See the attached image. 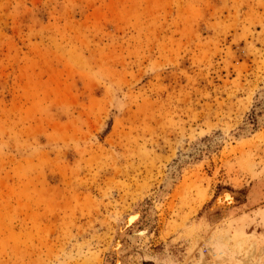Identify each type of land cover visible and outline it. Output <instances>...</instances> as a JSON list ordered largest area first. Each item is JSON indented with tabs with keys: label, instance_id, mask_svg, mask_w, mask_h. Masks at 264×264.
Returning <instances> with one entry per match:
<instances>
[{
	"label": "rangeland",
	"instance_id": "obj_1",
	"mask_svg": "<svg viewBox=\"0 0 264 264\" xmlns=\"http://www.w3.org/2000/svg\"><path fill=\"white\" fill-rule=\"evenodd\" d=\"M262 100L264 0H0V264H264Z\"/></svg>",
	"mask_w": 264,
	"mask_h": 264
},
{
	"label": "bare ground",
	"instance_id": "obj_2",
	"mask_svg": "<svg viewBox=\"0 0 264 264\" xmlns=\"http://www.w3.org/2000/svg\"><path fill=\"white\" fill-rule=\"evenodd\" d=\"M261 99V98H260ZM262 106L264 107V100H262ZM264 121V116L262 115L261 117H258V122H263ZM245 129H248V127H246ZM247 133V132H246ZM216 141L218 140L217 138L215 139ZM201 145L202 144H200V145H198V146H196V145H194V146H192V147H190L189 149H187L185 152H184V154H181V153H178L177 154V158H176V161L174 162H172V163H170L169 165H168V167H167V169H166V173H165V175H164V178H163V182H162V186H163V193L161 194V196H163L164 194H166V192H168V190L171 188V186H172V182L174 181V180H176V178L178 177L177 175H178V165H179V163L180 162H183V161H185V160H187V158L190 156V155H194L195 153H197V150L199 149V147H201ZM225 197V196H224ZM223 197V198H224ZM227 198H229V197H227ZM230 199V198H229ZM137 217H138V214H136V215H132V216H130L127 220H126V226H129L130 224H132V222L134 221V220H136L137 219ZM125 225V224H124ZM122 230V229H121ZM120 230V231H121ZM120 231H119V233H120ZM121 232H123V231H121ZM118 233V232H117ZM142 233H144V232H138L137 234L138 235H140V234H142ZM135 234V233H134ZM122 235V234H121ZM136 235V234H135ZM120 244H121V242H120V240H119V237H118V239L117 240H115V244H114V248L116 247V248H118V247H120ZM115 248V250H117ZM117 251H119V250H117ZM116 252V251H115ZM214 255H215V257H217V261L216 262H218L219 263V261L218 260H222L223 258H225L226 257V255H227V250L225 249V246H224V244H218V246L216 247V249H215V253H214ZM117 261H119V260H117ZM116 264H119V262L118 263H116Z\"/></svg>",
	"mask_w": 264,
	"mask_h": 264
}]
</instances>
